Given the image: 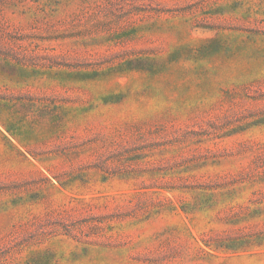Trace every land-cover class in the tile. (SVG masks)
<instances>
[{"label":"rangeland","instance_id":"1","mask_svg":"<svg viewBox=\"0 0 264 264\" xmlns=\"http://www.w3.org/2000/svg\"><path fill=\"white\" fill-rule=\"evenodd\" d=\"M0 264H264V0H0Z\"/></svg>","mask_w":264,"mask_h":264}]
</instances>
